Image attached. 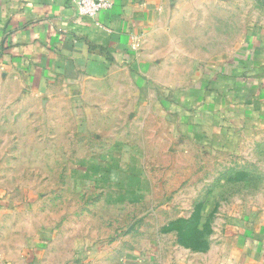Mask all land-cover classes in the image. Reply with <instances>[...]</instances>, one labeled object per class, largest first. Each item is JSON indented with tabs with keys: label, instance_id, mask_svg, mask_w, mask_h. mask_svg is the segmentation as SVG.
Segmentation results:
<instances>
[{
	"label": "rangeland",
	"instance_id": "374dc122",
	"mask_svg": "<svg viewBox=\"0 0 264 264\" xmlns=\"http://www.w3.org/2000/svg\"><path fill=\"white\" fill-rule=\"evenodd\" d=\"M230 2L210 9L207 21L201 14L204 22L193 23L199 30L190 22L167 24L184 36L182 49L188 53L178 64L177 55L169 56L168 87H154L139 75L138 88L122 73L119 86L104 88L111 91L104 100L97 101L96 92L86 110L77 106L73 113L49 112L42 105L33 113L30 104L17 101V89L8 87V101L0 102V195L19 196L13 201L30 213L44 196L57 193L51 202L60 213L94 204L95 183L82 174L100 170L125 177L104 184L105 190L113 185L114 191L129 192L116 205L120 211L128 200L139 202L128 208L145 228L137 232L136 244L152 241L157 250L162 244L170 251L167 257L175 254L177 232L163 240L154 234L170 219L183 217L178 242L199 251L214 233L219 243L228 219L264 223V0ZM206 75L203 101L184 104L186 92L200 90ZM145 94L150 96L141 100ZM209 104L214 110L204 115L209 122L200 132H188L183 120L171 119L179 112L193 124Z\"/></svg>",
	"mask_w": 264,
	"mask_h": 264
},
{
	"label": "crops",
	"instance_id": "0c3cea01",
	"mask_svg": "<svg viewBox=\"0 0 264 264\" xmlns=\"http://www.w3.org/2000/svg\"><path fill=\"white\" fill-rule=\"evenodd\" d=\"M110 1L111 9L91 20L78 17L70 0H0V102L8 101V87L13 86L18 92L17 101L25 106L30 104L33 113H38L41 105L55 113L63 110L73 113L77 106L83 111L87 109L89 96L92 98L97 92L95 98L101 101L106 92H111L104 88L119 86L117 81L124 76L122 73L132 80V86L138 85L134 79L140 75L154 87H168L172 73L169 56L177 55L174 60L178 64L188 53L182 49L184 36L172 32L167 24L173 21L200 24L211 17L213 7L226 6L227 1L232 3L231 0ZM194 28L199 30L198 25L193 24ZM209 79L206 75L199 82L200 90H188L182 102L190 105L202 102L203 88ZM175 85L183 83L177 81ZM148 96L140 95L141 100ZM153 97L167 115L160 95ZM208 101L213 103V97ZM213 110L214 105H205V114L193 124L179 112L171 119L183 120L187 131L196 133L209 122L204 115ZM82 176L95 183V192L91 194L94 204L90 207L85 203L77 209L56 213L51 200L57 198V193H49L44 196L45 201H38L28 213L13 201L19 196L0 195V264H156V261L264 264V223L255 224L245 216L234 223L232 218L227 220L219 243L213 226L211 242L203 251L178 242V232L185 229L180 216L157 227L158 234H154L163 240L171 236L168 232H177L175 254L167 257L170 255L167 247L160 244L157 250L152 241L141 247L135 238L145 228L141 227V219L129 214L131 204L139 202L128 200L127 207L120 211L116 205L129 192L125 195L112 190L113 185L107 186V190L104 186L124 182L125 177L109 176L100 170ZM194 209L191 207L188 214L192 215ZM100 238L111 240L104 244L98 242Z\"/></svg>",
	"mask_w": 264,
	"mask_h": 264
},
{
	"label": "built area",
	"instance_id": "2783aa9c",
	"mask_svg": "<svg viewBox=\"0 0 264 264\" xmlns=\"http://www.w3.org/2000/svg\"><path fill=\"white\" fill-rule=\"evenodd\" d=\"M78 17L94 19L108 12L112 3L110 0H70Z\"/></svg>",
	"mask_w": 264,
	"mask_h": 264
}]
</instances>
